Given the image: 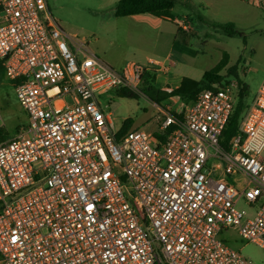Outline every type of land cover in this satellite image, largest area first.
Here are the masks:
<instances>
[{
	"label": "built area",
	"instance_id": "1",
	"mask_svg": "<svg viewBox=\"0 0 264 264\" xmlns=\"http://www.w3.org/2000/svg\"><path fill=\"white\" fill-rule=\"evenodd\" d=\"M68 38L47 0H0V62L29 117L0 134V264H253L220 234L264 248V79L227 149L236 81L158 107L160 136L121 134L97 95L136 94L164 64L117 71Z\"/></svg>",
	"mask_w": 264,
	"mask_h": 264
},
{
	"label": "rangeland",
	"instance_id": "2",
	"mask_svg": "<svg viewBox=\"0 0 264 264\" xmlns=\"http://www.w3.org/2000/svg\"><path fill=\"white\" fill-rule=\"evenodd\" d=\"M117 2L47 0L48 15L69 36L67 42L72 48L75 41H90L87 48L117 71L129 61L149 65V58L163 60L171 51L172 57L179 61V70L199 80L203 72L213 69L227 56L221 75H227L228 69L235 66L239 79L249 88L247 102L254 100L264 79V0L256 5L248 0H178L167 15L122 18L114 15ZM174 20L185 22L189 30H183ZM227 23H233L242 35H228L217 26ZM136 94L135 98H127L109 90L97 97L103 110L111 114L116 128L130 119V130L152 134L158 107L141 92ZM180 103L186 105L178 98L160 104L176 107ZM0 113V134L5 138L14 137L19 128L29 123L15 83L4 70H0ZM212 162L209 161L208 167ZM238 207L249 214L257 211L243 200ZM220 236L253 264H264V248L242 240L231 228L223 229Z\"/></svg>",
	"mask_w": 264,
	"mask_h": 264
},
{
	"label": "trees",
	"instance_id": "3",
	"mask_svg": "<svg viewBox=\"0 0 264 264\" xmlns=\"http://www.w3.org/2000/svg\"><path fill=\"white\" fill-rule=\"evenodd\" d=\"M178 0H118L115 5L114 15L117 18L136 16L141 14H148L152 16L167 15L176 5ZM224 29L228 35H242L233 23L225 25H217ZM227 64V56L211 70L203 73L199 80H194L189 77H183L180 85L175 89H155V71H146L143 75V82L140 92L147 96L151 101L160 104L164 100L171 98H178L180 101L189 104L195 101L197 95L206 89L212 88L216 84L228 83L229 79L234 78L239 84V92L236 94L233 111L227 121L225 129L221 136L222 146L227 149L229 141L236 137L239 132L240 121L249 107L247 98L249 95V88L239 79L236 67H230L227 75H221L222 69ZM0 70L3 66L0 62ZM119 96L127 98H135L137 94L128 90L117 91ZM130 119H126L119 133H124L130 130ZM3 138L5 136L2 135Z\"/></svg>",
	"mask_w": 264,
	"mask_h": 264
},
{
	"label": "crops",
	"instance_id": "4",
	"mask_svg": "<svg viewBox=\"0 0 264 264\" xmlns=\"http://www.w3.org/2000/svg\"><path fill=\"white\" fill-rule=\"evenodd\" d=\"M174 22H175V20H174ZM149 59H152V58H149ZM149 59H148V61H149ZM156 60H158V59H156ZM159 61H161L162 64H164V66L162 68H159L158 70L155 71V82H154V88L155 89H159V90L160 89H166V88L175 89V88H177L180 85L181 80L183 79V77H189L184 72L179 70V68H178L179 61L172 57V52L171 51H168L166 53L165 57L163 58V60H159ZM163 68H165V69H163ZM202 75H201V77H202ZM253 101L254 100H252L250 102V104ZM162 102H164V101H162ZM153 104L156 107L161 108V104H156L154 102H153ZM167 106H169V105H167ZM162 107H164V106H162ZM173 108H177V106L173 107ZM121 127H122V125L118 129H121ZM151 133H152V135H157V136L159 135L160 136V130H159L158 121L156 123V126H155L153 132H151ZM164 137L165 136H161V138H164Z\"/></svg>",
	"mask_w": 264,
	"mask_h": 264
}]
</instances>
